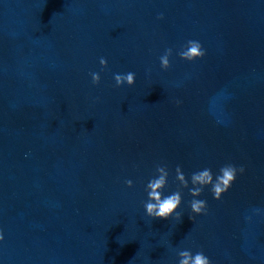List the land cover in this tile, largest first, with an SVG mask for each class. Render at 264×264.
I'll list each match as a JSON object with an SVG mask.
<instances>
[{
    "label": "water",
    "instance_id": "obj_1",
    "mask_svg": "<svg viewBox=\"0 0 264 264\" xmlns=\"http://www.w3.org/2000/svg\"><path fill=\"white\" fill-rule=\"evenodd\" d=\"M157 164L167 219L143 206ZM225 164L191 213L190 175ZM0 235V264H264V0H0Z\"/></svg>",
    "mask_w": 264,
    "mask_h": 264
},
{
    "label": "clouds",
    "instance_id": "obj_2",
    "mask_svg": "<svg viewBox=\"0 0 264 264\" xmlns=\"http://www.w3.org/2000/svg\"><path fill=\"white\" fill-rule=\"evenodd\" d=\"M162 19V14L158 17ZM204 50L198 41L189 40L186 45L177 53L182 60L192 61L194 59L201 58L204 56ZM172 55V49L168 48L164 54L160 57L161 69H168L170 66L169 57ZM101 69L103 70L107 66L105 58L101 57L99 60ZM91 82L93 85H97L100 82V75L98 72H92ZM113 79L115 86L120 87L122 84L132 86L135 82V73L128 72L126 74H114ZM243 168H239L240 172H243ZM238 169L232 164H225L220 167L218 174L213 177L211 169L205 168L200 171L193 172L190 175L191 188H188L189 179H186L183 174L181 167L177 165L175 167V180L179 183V188H188L189 194L194 198L189 201L191 213L200 215L206 211V201L195 199L199 197L206 186H210L209 191L212 197L219 200L221 195L225 193L232 182L236 178ZM155 175L149 179L145 186V192L147 193V200L143 203L145 214L152 218L167 219L172 216L178 206L181 204V191H177L163 195V190L167 186L169 171L167 165L157 164L155 168ZM125 184L127 187H132V181L126 180ZM177 218L180 219V214L177 213ZM190 219H193L190 216ZM0 239H3L0 235ZM179 260L178 264H211L209 258L204 255L202 251H198L193 254L190 250H181L177 253Z\"/></svg>",
    "mask_w": 264,
    "mask_h": 264
}]
</instances>
